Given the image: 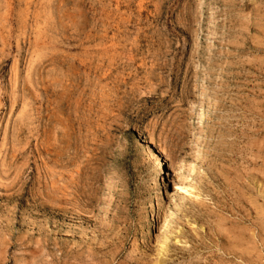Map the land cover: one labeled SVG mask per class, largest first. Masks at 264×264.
Returning <instances> with one entry per match:
<instances>
[{
	"label": "rangeland",
	"instance_id": "rangeland-1",
	"mask_svg": "<svg viewBox=\"0 0 264 264\" xmlns=\"http://www.w3.org/2000/svg\"><path fill=\"white\" fill-rule=\"evenodd\" d=\"M0 264H264V0H0Z\"/></svg>",
	"mask_w": 264,
	"mask_h": 264
}]
</instances>
